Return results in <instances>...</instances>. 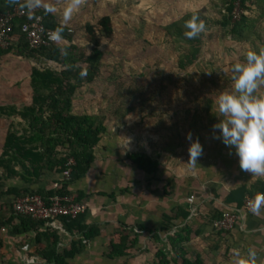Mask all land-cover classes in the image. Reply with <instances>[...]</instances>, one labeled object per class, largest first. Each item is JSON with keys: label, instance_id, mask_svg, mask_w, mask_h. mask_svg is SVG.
<instances>
[{"label": "rangeland", "instance_id": "374dc122", "mask_svg": "<svg viewBox=\"0 0 264 264\" xmlns=\"http://www.w3.org/2000/svg\"><path fill=\"white\" fill-rule=\"evenodd\" d=\"M215 1L216 7L210 6L211 0H83L67 25L74 30L76 55L90 54L94 45L86 34V23L97 25L102 16H112L114 35L111 38L101 35L104 55L100 74L93 84L77 90L73 112L99 115L108 124L107 140L112 144L124 145L128 151L150 153L161 161L165 169L159 176L167 178L166 185L171 192L168 194V212L187 201L193 191L191 188L196 187V179L200 186L205 185L209 190L221 183H224L222 187L236 186L241 175L246 176L244 179L251 176L240 169L234 149L230 150L221 139L213 138L219 135L218 131L214 132L213 125L219 122L217 96L232 87V66L244 62L249 50L264 49V23L260 26L262 40L257 38L246 43L227 37L219 25L212 23L203 32V51L199 59L187 70L179 68L177 54L168 47L161 28L186 12L198 9H206L213 19H219L223 0ZM52 2L57 9L54 15L62 22L67 0ZM237 6V12L241 13L240 3ZM252 38L256 36L252 35ZM61 44L64 46L66 42ZM33 66L61 69L53 61L42 63L18 57L14 52L0 57V72L5 73L0 82V104L21 106L30 102ZM256 94L264 95V82L259 84ZM20 120V117L13 118L17 124ZM0 122L1 148L7 123L3 119ZM189 133L193 140L198 138L203 145V154L195 164L188 163ZM108 158L113 160L114 157ZM123 168L124 173L120 175L126 174L128 179L139 178L130 163L128 166L123 164ZM54 176L56 174L48 175L44 184L53 183ZM4 182L5 187L25 186L19 177H4ZM200 210L203 214H212L215 208L207 200ZM208 225L211 226L208 228L210 234L217 235L213 225ZM223 241L222 249H226L228 242ZM200 246L204 249L201 240L197 239L196 244L189 246V256L195 258ZM147 250L149 264H152L158 249L150 244Z\"/></svg>", "mask_w": 264, "mask_h": 264}, {"label": "trees", "instance_id": "16d2710c", "mask_svg": "<svg viewBox=\"0 0 264 264\" xmlns=\"http://www.w3.org/2000/svg\"><path fill=\"white\" fill-rule=\"evenodd\" d=\"M238 1L242 9L238 11ZM25 0H0V10H10L16 3L24 5ZM221 16L213 19L208 15L206 9H198L186 12L179 19H176L161 28L169 48L177 54L178 66L182 70L192 67L199 59L203 51V33L195 39H188L184 32V23L197 14L205 22L206 29L215 23L227 37H232L236 42L246 43L261 39L260 26L264 23V0H223ZM218 3L211 0L210 6L216 7ZM36 15L41 14L45 19L48 28L56 30L62 22L52 13H45L43 9H36ZM238 15V16H237ZM23 20L15 22L13 35L17 39L16 44L8 49L0 47V57L14 52L18 57H26L38 62L53 61L61 66V69H54L50 66H33L30 71V86L32 95L30 102L21 104H0V121L7 123L0 154V214L4 211L12 212L10 223L14 219L12 230L16 234L47 227L46 232L38 233L37 237L49 239L48 250L44 252L47 264L56 262L60 264L64 257H73L81 253L86 243L99 235L97 228H90L85 222L87 212L72 219L61 217L58 219L64 228L73 235H80L82 238L72 243L69 251L63 255L57 252L60 236L57 230L48 225L51 221L36 219L27 215H20L14 212V202L19 197L30 193H38L48 198L55 194L75 196L77 201H83V191L73 192L69 186L84 178L92 165L97 160L96 150L108 132V124L104 118L96 114H76L73 112L74 99L77 90L86 84H93L99 76L104 52L101 49V35L111 38L115 28L111 15L102 16L97 25L86 23L85 31L94 48L90 52L76 55L73 44V32L69 26L64 28L62 39L56 44L34 49L30 46L25 33L22 30ZM252 35L256 38H252ZM262 40V39H261ZM260 40V41H261ZM66 42L63 46L61 42ZM69 43V45H67ZM85 73V75H81ZM5 73L0 72V82ZM20 117V121L14 123L13 118ZM1 124V122H0ZM20 125V126H19ZM73 158L75 165L71 172L69 181H61L63 173L67 170L68 161ZM128 159L141 171L149 175H158L165 167L159 159H155L143 151L128 154ZM57 174L56 182L63 184L61 189H47L44 180L48 175ZM4 177H19L25 184L24 187L14 185L5 187ZM170 182L172 180H169ZM39 185L34 189V185ZM168 184V180H167ZM194 185L200 186L199 180ZM54 187V186H53ZM166 194L168 192V187ZM174 190V189H173ZM122 190L121 192H124ZM127 191V190H126ZM264 192V180L256 179L250 185L242 184L232 189L225 197V205L237 211L245 208V201L248 196ZM4 196H12L11 202L3 203ZM195 204L186 201L185 205L180 204L171 212L163 213V223L159 227H146L138 224L129 227L122 223L121 230L117 231L109 242L110 258H119L130 255L133 249L141 244L142 232L152 234V244L158 251L155 254L156 260L152 264H211L200 254L195 258L189 256L187 243L193 240V236H201L203 229H197L191 225H182L195 215L193 213ZM230 209V208H228ZM226 211L216 212L209 219L217 234L230 233V230L217 228L214 223L221 219ZM4 222H0V226ZM52 228V229H51ZM175 229L174 233H171ZM138 230V231H137ZM165 238L161 237L164 233ZM204 246V245H203ZM205 247V246H204ZM218 248V247H216ZM150 249V248H148ZM139 250V249H137ZM147 249L144 252L147 253ZM64 256V257H63Z\"/></svg>", "mask_w": 264, "mask_h": 264}, {"label": "crops", "instance_id": "0c3cea01", "mask_svg": "<svg viewBox=\"0 0 264 264\" xmlns=\"http://www.w3.org/2000/svg\"><path fill=\"white\" fill-rule=\"evenodd\" d=\"M108 135L106 134L99 144L96 150L97 160L88 174L69 186V189L73 192L83 191L85 193L83 202L87 203L89 207L85 223L90 228H97L100 233L86 243L81 253L75 254L73 257L63 256V261L60 264L150 263L147 253L144 251L150 248V244H152L153 237L151 233L142 232L141 244L136 249H133L130 255L119 258L107 256L110 250L109 242L113 235L121 230L122 223L129 227H135L138 224H143L146 227H159L162 225L163 213L168 212V195L165 189L167 187V178L159 176V174L156 176L146 174L129 159L123 160L126 155L128 156V154L138 151H128L124 145L120 144L121 146L119 147L112 144L110 140H107ZM147 154L154 158L150 153ZM108 156L114 157L113 160H110ZM110 161L112 162L111 164H106V162ZM129 163L139 173V178H132L134 179L132 180L131 178L128 179L126 174L120 175L121 172L124 173L122 171L123 164L128 166ZM54 178H58L57 174ZM157 178H160V180H157ZM244 178L246 176L241 175L239 178L240 183L232 187H222L224 183H221V186L215 185L216 187L209 190L205 185L191 188L193 191L189 195H196L197 210L200 207L202 209L207 200L215 208L212 214H203V210H200L201 212L198 211L199 213L197 212L189 220L181 223L182 225H191L196 230L203 229L201 236H193V240L186 245L189 248L190 245L196 244L197 239H200L205 247L203 246L204 249L201 246L198 247L196 254L200 253L208 263L221 264L222 262L223 264H233L237 250L243 255L247 253L248 249H253L257 253L258 262L264 264V209H261L259 214L242 212L239 215L238 222L228 234L220 236L216 232L217 235H212L209 231L211 226L208 223L212 225L209 217L218 211L231 208L225 205V197L232 189L244 183L250 185L258 178L264 180V177L255 175H251L247 179ZM54 183H45L44 186L47 189H54ZM122 190L125 191L121 192ZM6 197L7 199L5 196L2 198L3 203L11 202L14 199L12 196ZM185 203L182 204L185 205ZM10 218H13L10 211H4L0 214V222H4L0 226V264H28L29 261H31V264H47L44 252L48 250L49 239L37 237L38 233L46 232L47 227L40 226L38 230L31 229L21 234H16L12 228L14 224H17V221L11 219L13 223H10ZM57 225L58 228H52L57 230L60 236L57 252L63 255L65 251L71 249L73 242L80 240L82 237L68 232L59 221H57ZM2 227H6L7 231H2ZM164 234L165 232L161 234V237L165 238L166 235ZM223 240L228 242L226 249H222L221 242ZM188 251L190 253V249ZM49 264H56V262Z\"/></svg>", "mask_w": 264, "mask_h": 264}, {"label": "clouds", "instance_id": "9594fccd", "mask_svg": "<svg viewBox=\"0 0 264 264\" xmlns=\"http://www.w3.org/2000/svg\"><path fill=\"white\" fill-rule=\"evenodd\" d=\"M83 0H67L63 9L62 24L58 27L53 39H62L64 28L73 18ZM23 7L29 18L36 9H43L45 13H56L57 9L52 0H25ZM184 35L188 39H195L206 31V25L197 14H193L185 21ZM232 87L222 91L217 96L216 105L219 112V122L213 125V130L230 150L234 149L239 159L241 170L258 177H264V95H257V89L264 82V49L249 50L245 54L244 62H237L232 66ZM85 75V73H81ZM190 141L188 149L189 162L195 164L203 154V145L199 139L193 140L192 134L187 135ZM253 214H259L264 207V192L257 193L249 204ZM31 264V261L28 262ZM233 264H260L256 251L248 249L246 254L239 250L235 252Z\"/></svg>", "mask_w": 264, "mask_h": 264}, {"label": "built area", "instance_id": "2783aa9c", "mask_svg": "<svg viewBox=\"0 0 264 264\" xmlns=\"http://www.w3.org/2000/svg\"><path fill=\"white\" fill-rule=\"evenodd\" d=\"M238 3H240L238 1ZM238 13V12H237ZM238 16V15H237ZM23 20L22 30L25 33L29 44L34 49L41 47H48L56 44L58 41L53 39L54 29L48 28L45 25L43 15H36L34 12L32 18H29L27 10L20 4L16 3L10 10H0V47L8 49L10 46L16 44L17 39L13 35L14 24L17 20ZM73 32V29H69ZM75 160L71 158L67 163V170L63 173L61 181H69L70 175L75 165ZM54 189H61L63 184L61 182L54 183ZM255 195L248 196L245 201V208L237 211V209L230 208L223 213L221 219L217 220L214 225L217 228L229 230L233 228L238 222L242 212L250 213L249 204L254 199ZM197 197L192 194L188 197V202L195 204L193 213L197 211ZM14 212L20 215L31 216L36 219L51 221L48 223L50 227L58 228L57 221L61 217L76 218L80 214L88 211L87 203L77 201L73 195L55 194L44 197L38 193H30L19 197L15 200ZM261 209H264L262 207ZM2 231H7L6 227L1 228ZM175 232V230H174Z\"/></svg>", "mask_w": 264, "mask_h": 264}]
</instances>
